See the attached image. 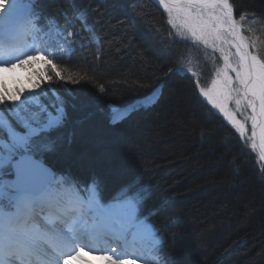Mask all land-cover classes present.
I'll return each mask as SVG.
<instances>
[{
  "label": "trees",
  "instance_id": "obj_1",
  "mask_svg": "<svg viewBox=\"0 0 264 264\" xmlns=\"http://www.w3.org/2000/svg\"><path fill=\"white\" fill-rule=\"evenodd\" d=\"M230 2L239 21L248 13L264 23V0ZM39 6L52 62L16 79H0V90L5 80L9 88H27L24 79L29 74L30 79L42 78L45 70L56 79L37 87L33 100L25 95L0 111L11 123L17 113L55 115L62 104L67 119L62 128L45 134L56 140L52 150L36 140L28 150L77 178L100 177L106 196L139 198L141 213L159 228L161 240L153 242L168 264H264V168L250 149L241 155L236 131L210 112L192 79L179 71L180 44L171 39L158 6L151 0H39ZM189 49L182 45L185 57ZM57 66L67 69L65 75L87 79L75 85L59 80ZM161 83L163 92L155 105L135 109L114 126L110 123L108 106L130 105ZM148 126L150 135L144 130ZM155 127L161 133L155 130L156 135ZM125 129L133 131L143 153L124 148L118 155L102 142L82 141L84 133L100 138ZM162 141L164 149L157 156ZM175 162L179 164L171 169ZM175 170L180 174L172 175ZM227 187L231 193L242 189V195L236 200L218 196ZM222 221L231 224L229 233L219 230ZM182 223L189 226L180 231Z\"/></svg>",
  "mask_w": 264,
  "mask_h": 264
},
{
  "label": "rangeland",
  "instance_id": "obj_2",
  "mask_svg": "<svg viewBox=\"0 0 264 264\" xmlns=\"http://www.w3.org/2000/svg\"><path fill=\"white\" fill-rule=\"evenodd\" d=\"M12 3H15V0H0V36L2 34V26L6 24H2L5 4L7 6H10V4ZM158 5L163 8V10ZM158 5V8L163 13L166 29L169 30L171 39L178 41L180 44V50L178 51L177 55L178 57L183 56V61L182 67L179 69V71L187 73L188 77L192 79L191 81L194 83L195 88L198 91H196L197 96L200 100L203 101L204 104L210 106V112L218 114L219 117L222 118L223 122L230 126L233 131H236L237 135L240 137V143L243 146L239 150L241 155L245 152V149H250L257 157V160H259L257 165H260L261 168H264V163L262 162V160H260V155L257 151V134L250 109L251 102L250 98L248 97L245 91V87L248 84V69L245 62V56L243 55L235 39L233 38L234 35L231 33L232 30L230 28V23L226 18H224L220 13L215 10H202L205 14L203 18V27L193 28L186 25L181 26L177 18L171 14L169 9L165 8L164 10L166 4H163V2H161ZM10 10L12 11V9ZM13 20L14 18L10 20V22H13ZM240 22L243 26L251 50L256 58V62L258 65V74L264 80V23L257 22L255 18H249V16L247 17V19H244L243 17L240 18ZM144 38L148 40L149 37H147V35L145 34ZM25 43H27L26 50H23L21 47L15 50L13 53H10L8 55L9 58L1 57V65L4 66L6 72H9L7 75L8 80H12L14 77H19L22 75L25 76L28 74V70H30L34 66L43 67V64L45 65L48 62L47 51H45L44 48H41L42 45L40 46L41 40L33 36L32 40H28ZM182 45H187L190 48L188 53H186V57L184 56L185 52L184 54L182 53ZM162 52L164 53V51ZM32 57H37V59L33 61L31 59ZM6 59L12 60L7 62ZM23 60H28L27 62L30 61L34 64L33 66H30L29 69H16L12 71L14 68H16L13 67V65H19V63H21ZM169 76L170 71L167 78H169ZM24 80L25 86L28 89H31L32 83L36 82L34 79L25 78ZM170 88L171 86L169 87V90ZM35 92L36 90L32 93H29L28 95H30V97H33L32 95ZM111 105L114 106L115 104ZM108 108L110 109L111 106H108ZM100 111L102 114L104 113L102 109H100ZM102 114L100 116V119L105 122L104 124H106V119ZM262 122L264 128V114ZM115 124H118V122ZM131 129H133V127ZM126 130L127 129L123 130V132L115 133V136L113 134H109L108 136L105 135V137L99 138L96 136V134L94 135L89 133H84L81 136L82 141L84 142H102V145L106 149H112L116 151L118 155L122 154L124 148H131L132 150L135 149L138 150V152L140 151V153H143V148L139 144L134 143L135 134H130V132L133 131L129 130V132H127ZM144 130L146 131V133L149 132L148 135H150V131L152 132V128H150L149 126L145 127ZM155 130H158V132L161 133V129L155 127V129H153L154 133ZM75 137L79 139L78 135H76ZM163 142L164 141L161 142V145L156 146V150L158 152L157 156L162 155L160 151L162 152V150L164 149V147L162 146ZM153 143L155 144L157 142ZM177 164L179 163H173L171 169H175L177 167ZM171 174L179 175L180 173L175 170ZM186 179V177H183L182 180L185 181ZM243 184L244 187H242V189L245 188V184L247 185V181H245ZM242 189H237L236 192L233 191L231 193L227 187L223 190V193H218V196H231L233 197V200H236L242 195ZM211 191H213V189ZM237 194L238 196H236ZM213 195H215V190L213 192ZM20 200L21 198H19V201ZM26 202L27 200L22 201L23 207L21 208L23 209V212L21 214L27 212L25 206ZM26 205L28 209H31V206L34 205V201L33 203L29 202ZM179 207L180 206H177V208L169 207V209L174 210L178 209ZM18 211L19 210H17V212ZM1 216L5 218L9 215L5 216L3 214ZM74 217L77 220V216L75 215ZM83 219L84 218L82 217L80 222L83 221ZM226 222L227 221H222V223L220 224L221 226L219 225V230L221 231V233H223L224 231L226 233H229L228 227H230L231 224H227ZM232 222L234 223V220H232ZM187 226H189L188 223H182L178 230L183 231V228H187ZM33 227H36V223H34ZM34 228L29 230L31 234L36 233L37 230ZM142 230L145 231V228H143ZM100 235H103L104 240L108 242L111 240L109 239L111 237L110 235L101 232ZM218 236L221 235L219 234ZM223 237H225V235H223ZM105 261L110 263L112 260L108 255H106ZM154 263L160 264V262L158 261H154Z\"/></svg>",
  "mask_w": 264,
  "mask_h": 264
},
{
  "label": "snow or ice",
  "instance_id": "obj_3",
  "mask_svg": "<svg viewBox=\"0 0 264 264\" xmlns=\"http://www.w3.org/2000/svg\"><path fill=\"white\" fill-rule=\"evenodd\" d=\"M168 5V9L171 14L177 18L181 26H189L193 28H201L204 26V12L197 7H195V0H188L187 3L182 2V0H166ZM7 5L5 4V8ZM233 19L235 18V13L233 10ZM248 13L243 14V18L247 19ZM255 15L254 13L252 14ZM43 55V54H41ZM33 61L37 59V57L31 58ZM13 67H19V65L14 64ZM45 68L46 65L43 64ZM58 71V79L71 83L73 85L80 83L82 80L87 79V77H82L79 74H72L68 72L65 75L67 69L61 70L59 66H57ZM4 75V69H0V76ZM31 74H29L28 79H30ZM56 79L49 75L45 70L42 73L41 77L35 78V83H32V88H24L21 89L19 86L9 88L7 81L3 82V88L0 90V106L3 105H11L18 104L21 99L29 94L34 92L37 87H42L45 83L51 84L53 80ZM31 82V80H30ZM101 92L104 91V88L101 87L99 89ZM55 115L52 112H48L46 115H42L40 111L31 112L27 115L25 114H16V119L11 121L8 120H0V129H6L7 136L9 140L12 142L11 145L5 143L4 139L0 138V148H7L9 151L12 150V145L24 148L25 151L28 150L25 146H30L33 140H36L38 143L42 145V147L46 150H52L53 145L56 143V140L51 138L50 136H46V133H50L53 130L58 128H62L67 119V111L61 104L57 106L55 109ZM22 122V123H21ZM110 123L115 125L117 121H110ZM4 156L3 152H0V159ZM18 165L21 168H26L28 165L21 158L18 161Z\"/></svg>",
  "mask_w": 264,
  "mask_h": 264
},
{
  "label": "bare ground",
  "instance_id": "obj_4",
  "mask_svg": "<svg viewBox=\"0 0 264 264\" xmlns=\"http://www.w3.org/2000/svg\"><path fill=\"white\" fill-rule=\"evenodd\" d=\"M161 2H163V4H166L165 8L168 9L166 0L159 1V3ZM182 2H188V0H182ZM195 2L200 5L198 6V7H201L199 9L215 10L218 13H220L224 18H226L229 23L233 22L230 0H195ZM19 11H20V8L18 10L11 11L10 8L6 7V9L4 10V13L7 14L9 21L12 20L13 18L15 21H18ZM236 18H237V15H236ZM237 21H239V19ZM243 33H244V30H243ZM233 35L235 36L236 39H240L239 31L235 30L233 32ZM253 67H254L255 77L250 82H248L246 86V90L251 95L254 96V98L251 100L250 109H251V114L253 117V123L255 125L256 134H257V143L259 144V150H260L259 153L263 157L264 156V128H263L262 121H263V114H264V97H263L264 80L258 74V65L255 59H253ZM151 95L155 96L156 91L152 93ZM31 207H32L31 209L34 210V205H32ZM30 213H32V210L30 211ZM132 213L133 211H131L128 215H126L122 211V205H118L116 203L108 204L107 206H104L97 210V214H100L102 218L98 222L97 221L94 222V225H95L94 229L98 230L99 233L100 232L105 233L110 236H113L117 233H121L123 229L127 228V225H128L127 223H129L130 220L132 219V215H133ZM76 216H77L76 222L80 223L79 226L84 225L85 218L83 219V221L80 222L82 218V214L76 213ZM10 223H11V218L9 216L3 218L0 214V259L1 258L3 259V256L5 255V252H6L5 248H6L7 243L11 242L12 240V237H11L12 232H11ZM112 225L118 226V228H115ZM83 229H84V226H83ZM144 232L145 231L142 230L141 234H143ZM81 233L86 234L87 231L82 230ZM16 238H19V237L16 236ZM18 240L21 241L20 239ZM9 244H12V243H9ZM56 244H59V243H56ZM124 248L122 246H118L115 248L114 251L120 253V251L123 250L121 256H125L126 248L125 249ZM96 255H97L96 251L93 249L92 250L80 249L79 252L75 253L74 257L66 261L64 264H91V263L102 264L100 261V257H97ZM65 259L67 258H64V260Z\"/></svg>",
  "mask_w": 264,
  "mask_h": 264
},
{
  "label": "water",
  "instance_id": "obj_5",
  "mask_svg": "<svg viewBox=\"0 0 264 264\" xmlns=\"http://www.w3.org/2000/svg\"><path fill=\"white\" fill-rule=\"evenodd\" d=\"M184 3H187V2H184ZM198 6H200V5L195 2V7H197L198 9L201 8ZM233 10H234V8L231 5L232 14H233ZM234 13H235V10H234ZM232 17H233V15H232ZM237 20L238 19L236 18V15H235L233 22L230 23V28L232 30V34L235 30L239 31L240 39H236L235 36L233 38L235 39V41L237 42L241 52L245 56L246 66H247L248 74H249L248 82H250L255 77L254 67H253L254 56L251 52V49H250L249 43L246 39V36L243 33V27H242L241 23ZM245 91H246L247 95L249 96V98L252 100L254 98V96L251 95L246 90V87H245ZM263 97H264V92H263ZM257 149H258V151H260L258 143H257ZM21 158H23V161L28 165V167L21 168L18 165V161ZM260 160H262V162L264 163V156L263 157L260 156ZM13 167L15 170L16 177L12 181V185L14 187H16L17 189L22 190L23 192L39 191L43 188V186L49 180V177L44 175L47 168L42 163H40L37 160H33L29 156H21L19 159L14 160L13 161ZM33 181H35V183H33ZM34 189H36V190H34Z\"/></svg>",
  "mask_w": 264,
  "mask_h": 264
}]
</instances>
